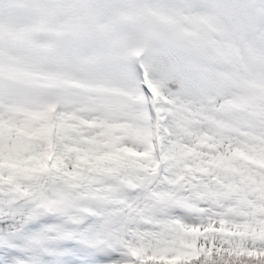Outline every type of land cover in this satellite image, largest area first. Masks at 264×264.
Here are the masks:
<instances>
[{
    "label": "snow or ice",
    "instance_id": "snow-or-ice-1",
    "mask_svg": "<svg viewBox=\"0 0 264 264\" xmlns=\"http://www.w3.org/2000/svg\"><path fill=\"white\" fill-rule=\"evenodd\" d=\"M0 264H264V0H0Z\"/></svg>",
    "mask_w": 264,
    "mask_h": 264
}]
</instances>
